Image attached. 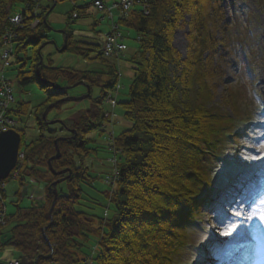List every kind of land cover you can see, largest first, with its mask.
<instances>
[{"label":"trees","instance_id":"trees-1","mask_svg":"<svg viewBox=\"0 0 264 264\" xmlns=\"http://www.w3.org/2000/svg\"><path fill=\"white\" fill-rule=\"evenodd\" d=\"M63 1L68 0H0V115L21 137L22 159L14 179L22 190L30 188L35 198L38 193L43 196L23 207L20 193L15 194L13 210L0 224V251L13 250L19 264H186L182 256L195 223L214 208L209 198L215 202L223 198L222 178L232 181L239 173L236 168L245 166L255 111L248 114L241 90L224 81L220 68L226 56L216 52L220 48L228 56L239 55L241 46L234 34L238 29L222 24L220 0H144L147 15L134 7L126 19L117 21L135 32L138 49L130 60L133 78L127 100L119 103L129 127L115 138L110 136L114 167L100 180L110 176L111 189L101 192L95 187L96 177L80 161L97 153L88 136L94 131L101 136L111 123L109 113L103 111L104 100L109 97L117 106L114 96L108 95L115 92L119 79L114 59L102 57L100 45L89 35L93 29L67 32L64 52L99 69L75 71L53 67L48 61L36 75L38 50L48 40L43 17L53 3ZM80 1H68L71 22L102 0ZM229 2L235 17L250 10L248 0ZM33 11L39 14L35 28ZM18 16L20 26L13 23ZM185 25L191 45L182 59L172 40ZM4 52L9 58L5 64ZM7 70L16 71L21 90L36 85L45 99L33 108L18 100ZM80 82L89 87V108L70 126L69 120L48 125L52 122L48 115L69 104L56 105L42 119L49 106L66 98V91L59 89ZM218 84H226L219 106L227 109L224 113L211 106ZM92 88L99 91L93 100ZM30 118L37 136L25 143L17 127ZM59 138L67 141L58 143L60 158L51 167L56 173L70 170L71 174L61 184L65 191L55 187L50 217L53 196L47 189L68 176H52L47 165ZM3 195L0 188V198Z\"/></svg>","mask_w":264,"mask_h":264},{"label":"rangeland","instance_id":"rangeland-1","mask_svg":"<svg viewBox=\"0 0 264 264\" xmlns=\"http://www.w3.org/2000/svg\"><path fill=\"white\" fill-rule=\"evenodd\" d=\"M84 1L90 3L93 0ZM115 3H118V0ZM115 3L107 5L109 6L108 8L112 7ZM69 5L68 1L58 2L46 17L45 36L48 37V40L45 43L53 42L54 44L43 47L41 51L43 64H48V61H50L52 66L56 68L61 67L75 71L96 72L99 69L96 65L86 62L67 51L59 53L58 50L63 46L64 33L65 35L67 32L72 31L79 33V30L82 32L93 29L94 31L89 33V35L92 38L94 37V40H97L96 43L101 46L102 37L110 30V21L107 18H103L102 12H96L87 8L85 9L87 16L83 15V18L71 22L69 20L71 16ZM248 5L250 10L246 16L238 15L235 17L229 0H220V8L223 13L222 24L233 25L234 30L238 29V31L235 30L234 34L236 35L237 33L236 41L241 46V49L240 53H238L239 55L235 58L228 56L227 53H221L220 48L216 52H220L221 56H226L220 70L223 73L225 82L231 83L234 88L241 90L246 103L244 106L246 112L251 114L253 113L252 111L258 109L259 114L256 116L254 125L248 133L250 138L247 144L249 150L246 151L243 160L246 167L249 166L252 169H256L255 172L246 174V178L258 179L260 177L262 180L260 186L254 189L250 188V190L244 188L247 186L246 182L243 181L246 178L240 180L236 186L229 185L228 191L232 195L229 193V196H223L224 198L222 199L225 200L221 208L215 205V208L211 210L212 212L204 214L205 218H199L200 221L195 225V231L192 233L190 241L186 244L185 255L182 256L186 264H199L202 262L201 259L205 260L203 264H207V257L206 255L204 256L206 253L202 249L205 244H208L212 240L217 246H222L223 248L219 251L212 247L209 248H212L214 252L209 256L208 264H253L251 259L255 255L254 244L256 246L260 244L264 245V224L259 223L255 218L254 221L244 222L242 218L232 217L233 211L236 210V202L240 203V208L243 212L254 200L255 204H253V207H256L261 206L260 201L264 199V0H260V3H257L255 0H248ZM119 13V11L113 12L114 22H117ZM233 17L236 19H232ZM187 21L188 19L186 18L185 22L187 23ZM92 25L93 27H91ZM118 25L119 32L123 38L125 51H123L119 60L114 61L119 76L117 83L119 91H117L115 97L117 106L111 108L107 103V98L104 100L103 111L112 114L110 117L111 123L106 126V132L101 136H98L96 131L88 136L89 139L95 141L93 147L96 148L97 153L92 157L83 158L80 161L83 167H87L90 174L96 177L95 187L101 192L107 191L112 181L110 176L100 180L102 175H109L114 167L111 162L112 149L110 148V136L115 138L129 127V123L125 120L123 110L119 103L127 100L128 88L133 78L130 60L136 55L138 49L135 32L122 24ZM188 33V28L185 25L183 28L175 31L172 40V47L180 54L182 59L186 55L187 48L191 45L188 39ZM5 74L6 78L10 80L14 95L18 100L29 104L33 108L45 99V95L36 85L21 90L15 82L16 71L7 70ZM223 85H217L214 91L213 102L211 103L212 110H217L219 113L227 112V109L219 108L220 101L226 94ZM108 95L114 96V92H108ZM82 96H86V91L82 87L66 91V97L74 98ZM98 96V89L92 88L91 99H96ZM89 105L90 101L87 99L77 103L76 106L70 103L65 104L60 111L51 112L47 119L49 121L56 119L55 121L59 122L69 120L67 125L70 126L75 117L80 115L82 111L87 110ZM17 130L23 131V140L25 143L37 136V131L34 128L31 118L26 119V121H21ZM75 161L79 163L78 158ZM261 161H263V164L259 166ZM61 184L58 185L61 186ZM32 187H37V185H32ZM61 188L65 191L63 185ZM30 190V188H24L22 190L16 181L8 179L4 184L3 198H0V208L2 207V211L6 212V214L12 212L13 207L11 202H15L16 193H20L21 206L23 207L29 205L30 197L33 201L43 199V196L39 195L38 192L36 198L32 196L33 193ZM244 190H247L245 194H250V196L246 195L247 199L239 202V198L236 197V200L234 196L241 195V192ZM88 193L91 192L89 191ZM93 194L92 192L91 195ZM95 197L100 203L104 204L103 198L100 195H95ZM219 202H222L221 198ZM220 212L224 213L223 217L219 214ZM230 219L232 220V224H229ZM229 227L234 228L231 235H224ZM244 238L245 240H243ZM16 255L13 250H1L0 264L11 263L15 260V257L17 258Z\"/></svg>","mask_w":264,"mask_h":264},{"label":"water","instance_id":"water-1","mask_svg":"<svg viewBox=\"0 0 264 264\" xmlns=\"http://www.w3.org/2000/svg\"><path fill=\"white\" fill-rule=\"evenodd\" d=\"M54 6L55 5H53V7L50 9V11L48 13H50L52 11ZM47 15L48 14H46L43 17V24H45V25H46V16ZM66 41H67V36L64 33L63 46H62V48L60 50H58L59 53H62L64 51L65 46H66ZM52 44H54V43L53 42L45 43V44L41 45L39 50H38L39 63H38L37 70H36V75L37 76L39 75L40 67L43 64L40 52H41V50L43 49L44 46L52 45ZM77 87L85 88L86 89V96L74 97V98L66 97V98L58 101L57 103L49 106L45 110V112L42 115V119L46 120V116L49 113V111L52 108H54L56 105H58V104H61V103H77V102H81L83 100H86L89 97V87L86 86L82 82L77 83V84H75V85H73L71 87L61 88L59 90L68 91V90H71V89H74V88H77ZM56 124L61 125V122L52 121V122H49L48 125L53 126V125H56ZM72 139H74V138H72ZM64 141H67V139L59 138V139H57L54 142V145H55V156L52 157L47 162L49 172H50V174L52 176L59 177V176H63V175L68 173V176L65 179L57 180L56 182H54L51 185V187H49L47 189L48 194L53 196V201H52V204H51L50 209H49V216L50 217H51V214H52V211L54 209L55 202H56L55 187L58 184L64 182L66 179H68V177L71 174L70 170H66V171H62V172L56 173L51 167V162L59 160V158H60V153H59L57 145H58L59 142H64ZM20 144H21V137H20V135L17 132H15L13 130H9V131H6L4 133H0V182L6 181L8 179V177H9V175L11 174V172L15 169L16 164H17V158H18Z\"/></svg>","mask_w":264,"mask_h":264},{"label":"built area","instance_id":"built-area-1","mask_svg":"<svg viewBox=\"0 0 264 264\" xmlns=\"http://www.w3.org/2000/svg\"><path fill=\"white\" fill-rule=\"evenodd\" d=\"M94 7L98 11L107 12L109 15L113 10H118L120 12V17H124L134 7H140L144 15L148 14V6L144 0H120L119 3L113 6L111 9H106L101 3H95ZM30 18L32 19L31 27L32 28L37 27L39 22L37 20L36 11H33L32 16ZM13 23H15L16 26H20L22 23L21 17L19 16L16 17ZM123 51H124V45L122 43V37L117 32V27L113 25L111 26L110 33L107 36H105L103 40V57L104 58H117ZM8 60H9L8 53L4 52L2 55V62H4L5 64V62H7ZM9 100L10 99L7 98V100L3 102L4 105L1 104L2 109L5 108L6 103ZM0 124H1L0 132L7 131L9 127H12L13 125L10 121L4 120L1 117V115H0ZM3 222H4V215L3 213L0 212V224H2ZM12 264H18V263L14 262Z\"/></svg>","mask_w":264,"mask_h":264},{"label":"snow or ice","instance_id":"snow-or-ice-1","mask_svg":"<svg viewBox=\"0 0 264 264\" xmlns=\"http://www.w3.org/2000/svg\"><path fill=\"white\" fill-rule=\"evenodd\" d=\"M253 204H255V200L252 202V204L248 205L247 208H245L242 212L240 208V203H237L236 210L233 211L232 217L242 218L244 222L254 221L255 218V220L259 221V223L264 224V199H261L260 201L261 206L253 207ZM229 224H232L231 219L229 220ZM233 230V227H229L228 231H226L224 235H231Z\"/></svg>","mask_w":264,"mask_h":264},{"label":"crops","instance_id":"crops-1","mask_svg":"<svg viewBox=\"0 0 264 264\" xmlns=\"http://www.w3.org/2000/svg\"><path fill=\"white\" fill-rule=\"evenodd\" d=\"M106 5H110L112 3H115L117 0H102ZM84 3H87L86 1L84 0H81L79 4H84ZM81 15H87L85 10H83V14Z\"/></svg>","mask_w":264,"mask_h":264}]
</instances>
